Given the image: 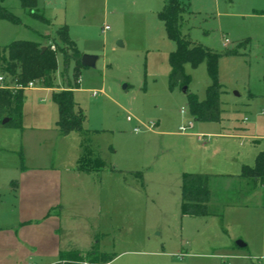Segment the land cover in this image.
Returning <instances> with one entry per match:
<instances>
[{
	"label": "rangeland",
	"instance_id": "374dc122",
	"mask_svg": "<svg viewBox=\"0 0 264 264\" xmlns=\"http://www.w3.org/2000/svg\"><path fill=\"white\" fill-rule=\"evenodd\" d=\"M183 2L188 12L185 8L181 29L192 41L224 52L238 39H251L240 47L242 54L219 58V80L225 90L221 122L196 120L189 110L187 93L206 97L210 76L205 60L185 63L190 75L187 92L185 85H169V55L176 42L159 18L164 0H37L47 22L32 16L21 0H0L18 18L14 22L0 17L3 48L18 39L58 42L57 30L65 23L78 49L97 56L94 66L80 67L74 89L84 114L83 130L61 137L52 129L59 115L54 88L67 87L69 81L75 85V62L64 71L59 52L54 86L40 88L36 82L23 92L22 127H0V164L52 166L69 175L66 169L87 153L102 159L103 169L67 178L74 185L73 196L67 193L58 210L64 226L72 229V235L62 232L64 241L82 251L98 246L114 258L112 264H264L261 183L247 194V178L212 176L211 214L181 212L184 172L241 173L243 164H255L264 147L261 138L225 134L211 140V133L237 126L264 133V97L248 92L250 83L255 91L264 87V0ZM0 76L9 81L7 71L0 69ZM158 119L161 126L154 129L174 132L193 122L194 127L182 133H197L200 140L154 135L143 128ZM199 124L216 130H202ZM134 126L141 131H134ZM32 131L34 145L26 139ZM219 153L228 161L221 162ZM88 237L92 246L86 243ZM238 240L247 245L239 246Z\"/></svg>",
	"mask_w": 264,
	"mask_h": 264
},
{
	"label": "trees",
	"instance_id": "16d2710c",
	"mask_svg": "<svg viewBox=\"0 0 264 264\" xmlns=\"http://www.w3.org/2000/svg\"><path fill=\"white\" fill-rule=\"evenodd\" d=\"M21 6L39 20L48 21L44 13L39 10L37 0H21ZM185 8L187 6L183 0H164L163 7L159 11V18L164 23L168 37L176 42V48L169 55L171 67L169 85L172 88L178 85H187L190 75L185 71V63L190 62L192 65H197L205 60L210 76L206 97L199 99L197 94L187 93L189 110L196 120L221 121L223 119L221 95L225 91L224 85L219 80V58L224 54H242L240 47L248 40L238 43L235 47L224 52L215 51L192 41L182 33L181 29ZM0 17L14 22L18 21V18L1 4ZM57 34L59 37L58 42L51 41L43 44L36 40L18 39L4 48L0 44V53L3 51V56L0 58V69L9 73L10 78L6 82L8 85L20 84L27 86L30 81H35L41 86L52 87L58 69V53L61 52L63 55L64 71H67L70 62L74 61L75 85L71 81L64 88L58 85V89L54 90L52 94L58 106V130L62 134H68L83 130L84 114L74 98V89L79 84L78 76L82 66L81 57L83 53L70 37L67 24L59 26ZM44 45L46 48L43 50ZM23 92L24 88L14 90L0 85V126L22 127ZM6 117H9V120L3 123ZM91 156L92 154L87 153V155L80 157L77 164L80 171L90 172L105 167L102 159L97 157L93 159ZM211 176L213 174L203 172L183 173L181 197V212L183 215L206 216L211 214L212 211L209 205L211 201L209 186ZM236 176L247 178L252 189L256 187L258 182L264 187V149L257 154L254 165H243L241 173ZM113 259L106 252L100 250L98 246H93L86 252L75 249L62 252L60 261L54 264H105Z\"/></svg>",
	"mask_w": 264,
	"mask_h": 264
},
{
	"label": "crops",
	"instance_id": "0c3cea01",
	"mask_svg": "<svg viewBox=\"0 0 264 264\" xmlns=\"http://www.w3.org/2000/svg\"><path fill=\"white\" fill-rule=\"evenodd\" d=\"M249 13L255 14L251 12ZM63 24L65 23H62L61 25ZM46 36L49 35L46 34ZM245 40H248L246 44H249L251 42L250 37H245L242 39H238L236 45ZM49 42H51V40H49ZM225 42H228V40L226 39ZM263 74L264 69L262 70V79ZM4 84H6L5 78ZM126 86L127 85H125V87ZM43 87L44 86H41L40 88ZM26 88L33 89L34 85ZM26 88H24V90ZM57 89V87L54 88V90ZM248 92L249 96L252 97H264V87H262L261 92H259V90L255 91L251 87L250 83ZM57 120L56 126L52 127V129L60 133L57 127ZM129 121H132V117ZM155 122L156 126H161V119L155 120ZM135 127L137 126H134V131H136ZM198 127L202 130H216V128L212 125L199 124ZM228 130V132L218 131L211 133V140H214V138L216 137L224 136L225 134L228 136L235 135L236 137H247L254 140H259L260 138L264 139V133L255 134L245 126H237L233 129L229 128ZM182 132L186 131L174 132L165 129L160 130L157 128H153L150 130V133L154 135L169 136L175 134L186 137L184 138L185 140H193V138L196 136L200 140V135L197 133L186 134ZM34 133L35 132L33 131L30 132V138H26L29 139L32 145H34V143L36 142L35 137H33L36 135ZM70 133H60V135L61 137H65L69 136ZM22 142L25 145L26 140L24 139ZM211 144L212 143L210 141L208 145ZM79 147L82 148V146ZM184 147H187L186 143H184ZM195 155L196 152L194 151V156ZM218 155L221 162L222 160H225V162L228 161L225 153H219ZM194 160V162L196 163L199 161L197 160V156L194 157ZM167 162L169 164L171 161L167 160ZM77 164L78 162H76L72 166L70 165L66 169V171H70L71 174L69 175H65L61 169L52 166H23L20 168L17 163L0 164V264H54L60 261L62 252L73 250V247L70 245L71 243H66L62 236V232L64 231H67L66 234L72 235V229L70 228L71 225H69L68 228L67 226H64L63 214L58 209L60 208V206L62 208V200L65 198V195H67V193H71V196H73V190H71V187L74 185L72 184V182L67 180V178H74L79 175L76 174L80 171L77 168ZM229 164L230 163H228V165ZM237 170L238 169L231 170L234 173L209 174H213V176L226 175L228 177H238L236 175L240 173H237L239 172ZM64 187L69 188V191H67V188L64 191ZM262 188L264 190L263 186ZM253 191L254 188L252 189L250 187V181L248 180L247 194H250ZM86 240V243L89 245L91 244L90 246H92V237H88ZM263 246L264 241L262 243V247ZM91 248L92 247L87 249V251ZM74 249L82 251L78 247H74ZM106 264H112V261Z\"/></svg>",
	"mask_w": 264,
	"mask_h": 264
},
{
	"label": "built area",
	"instance_id": "2783aa9c",
	"mask_svg": "<svg viewBox=\"0 0 264 264\" xmlns=\"http://www.w3.org/2000/svg\"><path fill=\"white\" fill-rule=\"evenodd\" d=\"M108 28H109V26L106 25L104 27V31L107 30ZM0 81L3 82L2 85L7 86V87H9L11 89H14V90L19 89V88L30 87V86H33L36 83L35 81H30L27 84V86H23V85H20V84H9L8 85V84H4V77L3 76H0ZM182 112H184V109H182ZM127 118L130 120L131 119V116H127ZM155 126H156V122H154V121H149V122L143 124V128L148 129V130L153 129ZM192 127H193V122H189L188 125H182L180 127V130L181 131H187L188 129H190ZM135 130L136 131H141V127H135Z\"/></svg>",
	"mask_w": 264,
	"mask_h": 264
},
{
	"label": "water",
	"instance_id": "95a60500",
	"mask_svg": "<svg viewBox=\"0 0 264 264\" xmlns=\"http://www.w3.org/2000/svg\"><path fill=\"white\" fill-rule=\"evenodd\" d=\"M119 43L122 44L121 42H119ZM45 48H46V46L44 45L42 47V49L44 50ZM96 60H97V56L96 55L89 54V53H84L82 55V57H81V64H82V66H94L96 64ZM183 90L185 92H187L188 88H187L186 85L183 87ZM8 120H9V117L4 118L3 123H5ZM237 244L239 246H245L246 245V243L244 241H242V240H238Z\"/></svg>",
	"mask_w": 264,
	"mask_h": 264
}]
</instances>
